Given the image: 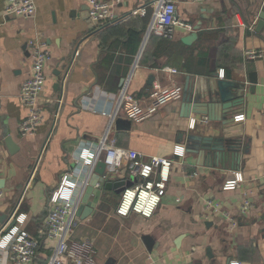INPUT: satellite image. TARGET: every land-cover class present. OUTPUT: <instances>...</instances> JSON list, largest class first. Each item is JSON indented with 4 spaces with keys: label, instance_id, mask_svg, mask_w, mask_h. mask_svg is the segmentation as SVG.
<instances>
[{
    "label": "crops",
    "instance_id": "crops-1",
    "mask_svg": "<svg viewBox=\"0 0 264 264\" xmlns=\"http://www.w3.org/2000/svg\"><path fill=\"white\" fill-rule=\"evenodd\" d=\"M33 1L36 16L26 19L6 16V0H0V217L15 218L16 227L39 242L34 264H48L57 245L44 232L53 209L51 195L69 175L77 200L87 170L82 153L94 151L106 135L123 87L139 99L146 116L130 120L126 130L113 124L111 136L144 160H174L167 195L151 219L118 216L121 195L107 196L88 219L75 221L72 239L93 242L98 264H264V27L256 31L264 0H173L180 20L201 25L190 44L183 40L193 32L182 28L173 40L146 38L155 0H103L114 4L116 18L104 30L91 22L85 0ZM133 32L140 34L137 39L130 38ZM31 42L43 43L52 59L40 97L44 123L33 136H22L20 124L29 109L20 95L32 66ZM247 51L263 54L249 61ZM249 63L255 64L254 92ZM216 73L220 79L247 82L244 108L227 121L233 134H244L248 150L236 171L198 167L197 156L179 137L184 131H218L223 123H202L203 116L182 119V96L151 107L155 86H176L182 95L187 76L197 77L205 88L215 82ZM7 138L14 148H8ZM176 146L185 147L184 158L173 157ZM123 168L118 177L130 179V164ZM238 173L244 182L235 191H224ZM209 201L220 208L209 210ZM144 236L153 238L152 252ZM6 255L0 248V264Z\"/></svg>",
    "mask_w": 264,
    "mask_h": 264
},
{
    "label": "built area",
    "instance_id": "built-area-1",
    "mask_svg": "<svg viewBox=\"0 0 264 264\" xmlns=\"http://www.w3.org/2000/svg\"><path fill=\"white\" fill-rule=\"evenodd\" d=\"M85 1L89 7L90 20L99 30H104L115 23L114 4L103 0ZM119 1L117 0V2ZM36 13L37 7L33 0H6V16L33 19ZM141 14L145 15L146 10H142ZM178 28L188 32L195 31V27L192 24H188L178 18L177 7L173 0H155L153 18L148 27L146 38L155 37L173 40ZM30 48L32 66L28 79L22 85L20 95L22 103L29 109L27 118L20 124V134L22 136H33L37 128L44 123L45 116L40 107V97L46 83L45 67L52 59L51 52L43 43L31 42ZM262 54L263 52L260 51H247L245 56L247 60L252 61L260 58ZM170 72L174 71L170 70ZM154 90V99L151 107L155 109L171 100L180 99L182 96L179 91L181 89L176 86L160 90L159 86H155ZM103 115L110 116L106 112H103ZM111 115L113 116L112 124L108 128L106 135L96 145L94 151L85 148L82 153L84 163L86 162L84 166L87 167L85 172L87 173L89 169L92 171L95 163L98 160H102L107 167L105 178L114 177L121 173L124 163L128 162L133 185L126 188L122 193L116 213L123 218L137 215L151 219L167 195L174 160L160 156L144 160L139 152L119 147L117 140L111 136L112 125H115L118 117L123 115L132 121H142L146 116L139 99L127 93L125 87L120 91L115 109ZM206 122H208L207 118L202 119V123ZM195 124V120H192L190 127L194 129ZM185 155V147L176 146L174 148V158H184ZM193 176H198V174L195 173ZM72 177L65 175L60 188L50 197L53 209L45 219L44 232L48 238L55 240L57 245L48 264H98L97 250L93 242L72 239L73 226L78 209V199L72 198L74 189L69 186L70 178ZM243 182V175L238 173L234 179L227 181L223 185V190L235 191ZM66 190H71V194L65 196ZM1 197H3L2 193H0ZM246 205L250 206L249 203H246ZM207 208L216 210L220 206L213 201H209ZM0 248L7 254L4 264H34L40 244L28 232L15 226L8 232H5L4 228L0 231Z\"/></svg>",
    "mask_w": 264,
    "mask_h": 264
},
{
    "label": "water",
    "instance_id": "water-1",
    "mask_svg": "<svg viewBox=\"0 0 264 264\" xmlns=\"http://www.w3.org/2000/svg\"><path fill=\"white\" fill-rule=\"evenodd\" d=\"M89 14V12H88ZM90 18V14H89ZM259 23L256 31L260 32L264 27V5L259 15ZM201 25L196 26L195 32L187 39L185 44H190L193 40L198 39ZM249 83L252 85L251 92L257 85V79L252 76L255 71V64H248ZM214 83H207L206 87L201 85L195 76H187L186 84L182 94L181 118L191 120L192 116H203L209 122L223 123L222 129L203 130L183 132L179 137L185 141L187 152L197 156V166L236 171L240 164L243 152L248 153L244 144V134H233L230 131L228 119L232 113L242 109L246 101V81H233L229 79H220V74H214ZM126 79L121 81V87L125 84ZM220 111L219 117L216 113ZM226 122V123H224ZM131 121L123 116L116 119L115 124L118 129H130ZM8 148H14L15 144L11 138L6 140ZM13 152V150H11ZM106 164L102 160H98L93 170L89 169L81 178V185L78 195V209L75 221H84L88 219L94 212L96 204L102 199L120 196L126 188L131 187L133 182L130 179H120L118 176H106ZM3 181L0 182V189ZM99 185V186H98ZM94 197V201L90 199ZM0 224L4 226L5 232H8L17 225V220L9 216L2 215ZM143 241L148 250L152 252L154 240L151 236H144Z\"/></svg>",
    "mask_w": 264,
    "mask_h": 264
},
{
    "label": "trees",
    "instance_id": "trees-1",
    "mask_svg": "<svg viewBox=\"0 0 264 264\" xmlns=\"http://www.w3.org/2000/svg\"><path fill=\"white\" fill-rule=\"evenodd\" d=\"M139 35H140L139 33L133 32L130 34V38H136L137 39L139 37Z\"/></svg>",
    "mask_w": 264,
    "mask_h": 264
},
{
    "label": "rangeland",
    "instance_id": "rangeland-1",
    "mask_svg": "<svg viewBox=\"0 0 264 264\" xmlns=\"http://www.w3.org/2000/svg\"><path fill=\"white\" fill-rule=\"evenodd\" d=\"M123 169H124V168H123ZM123 169H122V170H123ZM164 198H165V197H164ZM120 199H121V198H120ZM163 200H164V199H163Z\"/></svg>",
    "mask_w": 264,
    "mask_h": 264
}]
</instances>
